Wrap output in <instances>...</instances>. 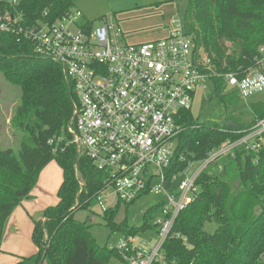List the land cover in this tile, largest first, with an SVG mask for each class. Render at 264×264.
<instances>
[{"label": "trees", "instance_id": "16d2710c", "mask_svg": "<svg viewBox=\"0 0 264 264\" xmlns=\"http://www.w3.org/2000/svg\"><path fill=\"white\" fill-rule=\"evenodd\" d=\"M76 2L25 0L18 11L25 25L35 26L62 18ZM185 3L182 14L187 33L211 60L215 91L225 107L240 106L242 111L248 106L254 120L248 123L231 115L221 125L199 124L192 111L184 112L178 152L185 161L178 170L204 161L227 141L244 138L256 120L264 118V102L247 105L237 92L227 90L222 80L226 73L247 75L264 70L260 53L264 49V0ZM18 40L0 32V74L20 90L11 125L22 134L18 150L0 149V254L10 217L32 197L41 172L56 162L63 171L58 202L31 217L37 252L19 257L16 264H109L114 257L123 261L117 250L98 244L87 221L75 219L78 210L95 204L102 174L75 147L68 146L73 87L60 65L38 59L32 44ZM59 137L64 140L58 142ZM52 140L55 143L50 145ZM197 184L199 198L180 213L174 227L187 244L181 239H169L164 244L168 264H264V146L259 151L235 150L233 156L226 157L220 173H202ZM118 207L103 213L112 232L136 235L152 228L148 221L140 229L130 228L127 219L115 223ZM158 208L147 211L151 220ZM209 223L216 225L214 233L205 229Z\"/></svg>", "mask_w": 264, "mask_h": 264}, {"label": "built area", "instance_id": "2783aa9c", "mask_svg": "<svg viewBox=\"0 0 264 264\" xmlns=\"http://www.w3.org/2000/svg\"><path fill=\"white\" fill-rule=\"evenodd\" d=\"M23 1L0 0V32L32 44L34 55L60 65L71 83L68 146L102 174L95 203L106 212L149 195L162 196L152 224L156 241L124 235L116 250L124 264H168L164 244L169 239L187 244L174 227L180 213L199 198L198 178L235 150L259 151L264 146V118L257 119L244 138L227 141L204 161L178 170L185 161L178 152L182 115L191 111L200 87L213 86L211 60L187 33L182 15L172 19L165 38L133 44L115 18L96 27L75 9L53 23L27 26L18 11ZM260 53L264 63L263 48ZM222 80L246 104L264 92V70L226 73ZM194 163L202 167L190 172ZM110 199L114 207L107 206Z\"/></svg>", "mask_w": 264, "mask_h": 264}, {"label": "rangeland", "instance_id": "374dc122", "mask_svg": "<svg viewBox=\"0 0 264 264\" xmlns=\"http://www.w3.org/2000/svg\"><path fill=\"white\" fill-rule=\"evenodd\" d=\"M185 5V0H77L73 9L79 10L83 14L84 19L93 22L96 27L101 26L105 19L115 18L130 36L129 43L139 44L165 38V33H168L172 19L177 14H181L183 17L182 13L184 12ZM0 87L2 88L0 95V149L12 148L18 150L22 134L13 129L11 119L18 103L20 90L9 85L1 74ZM206 87L207 90L203 87L197 90L192 104L191 111L197 123L221 125L224 124L225 118L227 116L231 117V115H235L237 118L248 123L254 120V116L248 106L242 111H240V106L227 105L225 107L214 87L209 84ZM259 101L264 102V92L256 94L247 105L251 102ZM225 161L226 158L224 156L218 158L216 163L209 165L205 169L204 173L217 175L221 171L220 166ZM201 167L202 164L194 163L190 167V172H195ZM35 189L42 192L39 186ZM54 197L53 195L50 196V198ZM161 199L162 196L149 195L129 206L120 204L114 222L120 224L127 219L130 228L140 229L148 221L152 227L154 219L158 216V211L153 215L152 220L150 219L151 217L147 216V211L157 206ZM106 204L109 207H114L115 200H106ZM103 213V209L95 203L90 209L78 210L75 213V219L81 222H88L91 226L90 232L100 246L116 250L119 247L120 241L124 238V234L120 231L112 232L107 227ZM41 220L43 221V219ZM205 229L209 233H214L216 225L209 223ZM5 232L7 234L8 231ZM8 235L5 236L4 242L7 240ZM135 236L138 241L148 242L151 240L155 242L157 239L153 228L140 231ZM25 250V254L29 255L24 257L31 256L34 254V244H31L30 250L28 248ZM109 264H124V262L114 257Z\"/></svg>", "mask_w": 264, "mask_h": 264}, {"label": "crops", "instance_id": "0c3cea01", "mask_svg": "<svg viewBox=\"0 0 264 264\" xmlns=\"http://www.w3.org/2000/svg\"><path fill=\"white\" fill-rule=\"evenodd\" d=\"M167 35L168 33L166 32L165 37ZM62 181L63 171L56 162L51 163L41 172L37 186H39L42 192L38 189H34L31 193L32 197L23 201L22 205L15 210L9 219L6 227V231L8 232L7 234L5 232V236H7L8 233L9 235L5 242L3 239V254H0V264H16L19 261V257L29 255L25 254V249L28 248L30 250L31 244L33 243L32 231L34 225L31 217L41 213L50 205L57 204V192ZM51 195H53V197L55 196V200L54 198H50ZM36 251L37 249L34 246L33 253L35 254Z\"/></svg>", "mask_w": 264, "mask_h": 264}]
</instances>
